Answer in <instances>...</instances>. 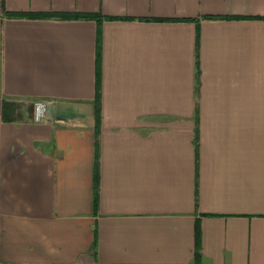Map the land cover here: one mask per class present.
<instances>
[{"label":"crops","instance_id":"0c3cea01","mask_svg":"<svg viewBox=\"0 0 264 264\" xmlns=\"http://www.w3.org/2000/svg\"><path fill=\"white\" fill-rule=\"evenodd\" d=\"M196 249L264 264V0H0V264Z\"/></svg>","mask_w":264,"mask_h":264},{"label":"trees","instance_id":"16d2710c","mask_svg":"<svg viewBox=\"0 0 264 264\" xmlns=\"http://www.w3.org/2000/svg\"><path fill=\"white\" fill-rule=\"evenodd\" d=\"M21 13H14V15H20ZM46 16H51L54 15V13H47L45 14ZM85 16H92V15H85ZM95 16V15H94ZM97 18H99L98 15H96ZM99 70L96 68V95H95V102H96V111L94 113V119H95V129H96V143H95V156H96V164H97V156H98V132H99V124H100V115L101 111L99 109V98H100V93H99ZM39 99H33L32 106L29 109H25L27 111H18V108H20V105L16 102H6L2 101V118L4 120H12V119H27L24 117L23 113H34V102ZM95 177L97 173L95 172ZM200 259V253L196 249L195 251V256H194V263H198Z\"/></svg>","mask_w":264,"mask_h":264},{"label":"built area","instance_id":"2783aa9c","mask_svg":"<svg viewBox=\"0 0 264 264\" xmlns=\"http://www.w3.org/2000/svg\"><path fill=\"white\" fill-rule=\"evenodd\" d=\"M48 102H42V100H37L34 102V115L33 118L35 121H39L45 117L46 107Z\"/></svg>","mask_w":264,"mask_h":264},{"label":"rangeland","instance_id":"374dc122","mask_svg":"<svg viewBox=\"0 0 264 264\" xmlns=\"http://www.w3.org/2000/svg\"><path fill=\"white\" fill-rule=\"evenodd\" d=\"M42 102H45V101L42 100ZM23 103H25V105H24L26 107L25 109H29L32 106V103L31 102H25L24 101Z\"/></svg>","mask_w":264,"mask_h":264}]
</instances>
